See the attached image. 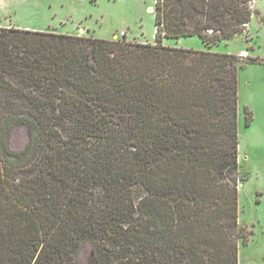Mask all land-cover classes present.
<instances>
[{
    "label": "trees",
    "instance_id": "trees-1",
    "mask_svg": "<svg viewBox=\"0 0 264 264\" xmlns=\"http://www.w3.org/2000/svg\"><path fill=\"white\" fill-rule=\"evenodd\" d=\"M152 13L153 43L0 27V264H237L240 57L162 40L240 35L250 0Z\"/></svg>",
    "mask_w": 264,
    "mask_h": 264
},
{
    "label": "rangeland",
    "instance_id": "rangeland-1",
    "mask_svg": "<svg viewBox=\"0 0 264 264\" xmlns=\"http://www.w3.org/2000/svg\"><path fill=\"white\" fill-rule=\"evenodd\" d=\"M154 0H0V27L49 30L102 39L154 42ZM252 16L242 34L204 47L197 36L164 38V45L207 49L240 57L238 69V164L247 178L238 185V223L245 240L237 239V264H264V0H250ZM252 120L245 126V111ZM27 131L11 129L12 151L27 143ZM86 240L76 264H95Z\"/></svg>",
    "mask_w": 264,
    "mask_h": 264
}]
</instances>
